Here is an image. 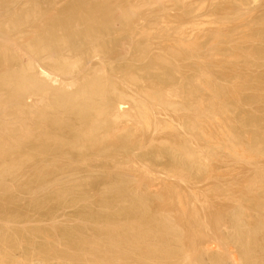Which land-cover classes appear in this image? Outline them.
Wrapping results in <instances>:
<instances>
[{"label": "rangeland", "instance_id": "1", "mask_svg": "<svg viewBox=\"0 0 264 264\" xmlns=\"http://www.w3.org/2000/svg\"><path fill=\"white\" fill-rule=\"evenodd\" d=\"M2 1L1 5L10 1L14 3L8 5L15 4L2 5L4 9L10 8L6 9L9 14L0 6V12L4 11L0 13L3 14L0 16L2 26L16 17L12 9L21 10L28 4V1L23 4L25 0ZM49 1L55 4L53 7L58 6L56 10L47 3ZM53 1H40L42 12L38 9L37 16L43 14L33 17L37 24L58 15L61 8L73 0H58V5ZM99 1L110 3L118 12L128 9L120 11L123 13L113 22L111 35L104 33L94 39L101 45L113 41L111 49L94 54L86 51L92 43H83V51H72V44L67 43L50 51L53 61L64 52L70 59L75 56L74 61L67 59L71 64L65 68L56 60L51 63L53 61L46 55L38 56L29 49V43H33L37 35L28 33L31 26H25L23 31L19 30L23 33L15 35L10 25L7 30L6 25H0V40L3 39V44L9 43L15 57L9 67L22 70L32 65L33 71L29 69L28 74L35 75L43 85L42 91L30 88L22 98L11 100L23 111V117L33 121L27 120L33 134L48 130V125L41 124L38 117L54 113L59 93H76L89 81L107 82V101L112 108L107 109L110 113L105 111V115L108 112L107 122L100 124V135L104 137L97 148L72 146L68 149L65 146V151L58 156L54 152L38 154L32 163L18 171L19 174L4 179L3 185L7 184L10 190L0 188L4 192L0 198L14 196L16 205L27 210L33 219L39 218V213L31 202L41 199L44 202L42 210L50 211L57 222H61L71 218L69 215L78 208L101 209V200L111 197L109 191L115 182H122L129 195L139 197L142 194L155 205H168L166 209L174 205L180 208L179 203L183 201L187 206L190 203L187 211L195 209L203 219L211 222L213 234L233 231L229 223L233 219L241 220L248 228L264 226V0H90L101 3ZM27 6L23 9L28 10ZM5 18L6 23L3 22ZM7 31L14 33L3 35ZM19 33L28 40L23 41ZM101 37H106V41H101ZM64 46L66 50L70 46L69 52ZM81 51L85 52L84 57L78 56L83 55ZM65 56L67 58V54ZM20 62L25 65L21 67ZM0 89L1 98H6L8 90ZM150 92L158 98L149 96ZM43 98L45 101L41 102ZM140 103H145L146 108L143 105L145 109L142 110ZM20 104L28 110L25 112ZM9 109L6 115L9 112L10 117L13 113ZM4 113L2 111V116ZM6 115L4 117H8ZM9 117L5 121L10 119L13 123V115ZM13 128L19 126L13 125ZM28 139L21 141L25 148L32 144ZM170 146L182 150L176 156L178 159L173 160L168 153ZM1 155L0 165L12 160L8 154ZM39 166L45 168L41 178L49 180V189L29 194L22 192L24 186L40 188V180L36 181V177L30 180ZM64 189L70 192L58 202L56 194ZM72 200L77 203L74 207L62 205ZM215 218L222 219L220 225L215 223ZM49 221L31 225L53 229L54 223Z\"/></svg>", "mask_w": 264, "mask_h": 264}, {"label": "bare ground", "instance_id": "2", "mask_svg": "<svg viewBox=\"0 0 264 264\" xmlns=\"http://www.w3.org/2000/svg\"><path fill=\"white\" fill-rule=\"evenodd\" d=\"M27 1L29 7L27 6L28 4L25 6L28 7V10L23 9L25 6H22L21 10H19L20 8H14L17 9L14 10L12 7V12L15 13L16 17L8 21H6L5 18L3 22L6 23L10 21V23H6L3 26L6 25L7 30L10 25L12 28L10 30L16 31L15 35L23 31L22 28L25 26H31V30L29 29L30 31L27 32L37 33V35L35 36L34 42L29 43V49L32 52L34 51L38 56L40 54L46 55V58L48 60L50 59L49 61H53V57L50 56L49 52L67 43L72 44V51L75 49L82 50L84 47L83 43H88L86 45L92 43L91 45H94L93 47L91 46L92 49L90 48V50H88L86 47L90 46L86 45L85 49H87L86 51L88 52L92 51L94 54L100 53V51L110 50L114 43L113 41L101 45L100 43H95L94 39L96 40L99 36H102V34L104 35V33H109L113 22L118 20L123 12L128 11V9L126 11L119 9L123 12H118L108 2L102 3L99 1L101 3H92L90 0H73L68 6L66 5V7L64 6L61 8L62 10L59 9L58 15L47 18L44 23L39 25L36 23L37 21H34L36 19H33V17L34 14H36V17H40L43 14L41 13L40 15L39 13L37 16L38 9L41 8L39 6L41 0H25L23 4L27 3ZM54 1L55 3L57 2L56 4L58 5V0ZM143 1L145 2V0ZM0 3H3V1ZM9 3L12 4L14 2L10 1L7 5ZM17 3L19 2H16V4ZM47 3H50V1ZM2 5L0 4V6ZM13 5L8 6L11 7ZM40 5L42 6V2ZM53 5L51 7H53ZM3 6L2 9L6 11L7 7L4 9ZM47 7L46 9H48ZM57 7L58 6H56V8ZM56 8L53 7L55 10ZM49 9L52 10V8ZM4 13H8V11ZM8 14H6L7 18L10 17ZM0 16L2 17L3 14ZM2 27L0 28L2 29ZM26 30H28V28ZM9 31H7L8 33H1H3V35L14 33ZM60 31L62 34H60ZM20 33L18 36L21 35L20 38H24L23 41H27L28 39H25L27 36ZM111 34L112 33H109V35ZM106 37H101V41H103V39L105 40ZM0 41V88L8 90V95H5L7 96L6 98L4 96V98H1L3 94H0V154L2 153L1 156H3V154H8L12 157L9 163H3L1 159L3 165H0V188L6 191L7 189L5 188H9V186H5L7 184L3 185L4 179L17 174L24 166H28L35 157L39 156L38 154L41 155L46 153L45 155H47L50 152H54V155L58 156L62 151H65L63 150L65 146L67 148L80 146L82 149L83 147L97 148L99 143H102L100 141H102L104 137L101 136L102 134L100 135V124L105 123L106 119L108 120L107 113L109 111L107 109L110 108V104L107 101L109 95V92H107L109 91V89H107V82L105 83L98 79L89 81L84 86H80L81 88L76 93H59V96L56 97L54 113L50 116L45 113L39 114L38 117L41 124L46 123V125H48V130L46 133L43 132L38 135L33 134V131L30 129L31 124L29 122L27 123V120L30 122L32 121L31 118L29 119L27 116L26 118L23 117L25 115L22 113L23 111H19V108L17 109L11 100L18 99L19 97L22 98V95L28 93L27 91H29L30 88H36L42 91L41 86L43 85L34 78L35 75L33 77L28 74L29 71H33L34 67L31 65L33 63L29 64L33 68L29 66L30 68L26 69L24 66L27 72L24 71V68H22V70H13L9 67V62L13 60V58L15 59V57L9 48V43L3 44V39ZM96 44H98L99 47ZM65 47L66 46H64V50H66ZM69 47L70 46L67 48L69 49ZM72 51L70 50L71 53ZM82 51L79 53H83V55H78L79 57L85 56V52ZM62 52L64 51L62 50ZM64 53L56 57V59L54 58V61L56 60L61 68H65L71 64L69 60H67L69 54L66 53V58V54L64 55ZM78 56L76 58H79ZM46 58L45 60H47ZM72 58L69 59L74 61L75 56ZM18 61L21 60H17V62ZM54 61L51 63H54ZM24 63H21V67L25 65ZM74 63L77 64L76 61ZM78 63L80 62L78 61ZM133 79L131 78L132 81ZM135 79L137 78L135 77ZM135 79L134 81H136ZM113 89L115 88L113 87ZM44 95L46 97V94ZM151 95L158 98L153 92L149 93V96ZM44 99L45 98L41 99V102L42 100L45 101ZM9 102L15 107L9 105ZM17 103L15 104L17 105ZM145 103L143 104L144 106L146 105ZM140 105L142 106V110L146 108V106L144 108L141 103ZM140 105L139 107H141ZM5 106H8L12 110V120L15 124L14 122L12 123L10 119V122L8 120L7 122L5 121L6 118L9 117V112L6 115V110L9 108H5ZM20 106L23 109L24 106L21 104ZM3 107L5 108L4 110H2ZM26 109L23 110L25 111ZM2 111H5L3 116ZM105 111H108L106 115ZM5 115L8 117H4ZM104 116L106 117L105 119ZM196 121L198 123V119ZM9 123H12V127H10L11 125H9ZM13 125H18L19 128H13ZM12 128L16 130H12ZM25 138L32 140L30 141L28 139L32 144L26 148L21 143ZM128 138L131 137L129 136ZM108 140L112 142L111 139ZM127 140L126 138V141ZM101 146H103V144ZM182 148L184 147L182 146ZM167 151L172 159L175 160L176 158L178 159V157H176L178 152L182 150L180 151L177 147L174 146L173 148V146H170ZM186 156L188 155L186 154ZM57 164L59 165L60 163ZM51 168L53 167L51 166ZM53 170L56 169L54 168ZM45 172V168L40 167L31 174L30 180L35 177L36 181L40 180L38 182L40 188L32 189L24 186L22 192L25 191L29 194L48 190L49 185L47 183L50 182L47 181L49 180L41 178ZM71 175L73 176V174ZM8 190H10V188ZM69 190L64 189L56 194L58 202L62 201L63 197L69 194ZM3 191H0V194L4 193ZM109 192L112 198L102 199L100 202L101 209L97 210L91 207L78 208L69 215L71 218L61 222H57V218L50 211L42 210L44 202H42L41 199H35L33 202L30 201L32 203L31 205H33L35 210L39 213V218L33 219L27 210L16 205L14 196L8 195L1 197L0 220L2 223L0 224V264H264L263 225L257 228H248L245 224H242L241 220L233 219L231 222L229 220V223L230 228H234V230L226 234L222 233L223 235H219L220 233L217 235L210 232L212 229L210 228L211 222L208 223L209 221L207 219H203L198 211H194L195 209L193 210L192 208V211H187L189 210L188 208H190L188 207L190 203L187 206V203L183 201V203H179L180 208H177L176 205H171L172 208L166 209L168 205H162L163 207L165 206V208L155 205L151 202L150 198L142 194H140L139 197L129 195L122 182H115L112 190ZM76 204V201L72 200L66 205H62H64V207H74ZM222 219L217 218V221L215 222L214 220V222L220 225ZM49 220L54 223H52L53 229L41 225H31L33 222L43 223V221L48 222Z\"/></svg>", "mask_w": 264, "mask_h": 264}]
</instances>
